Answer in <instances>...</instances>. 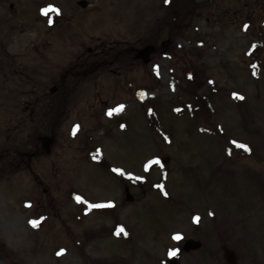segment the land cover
Instances as JSON below:
<instances>
[{
  "label": "rangeland",
  "instance_id": "obj_1",
  "mask_svg": "<svg viewBox=\"0 0 264 264\" xmlns=\"http://www.w3.org/2000/svg\"><path fill=\"white\" fill-rule=\"evenodd\" d=\"M55 1L71 19L56 23L60 71L92 48L95 72L73 87L40 159L48 178L56 165L48 192L62 226L41 229L35 206L28 232L49 186L28 173L0 184V232L17 264H161L176 252L181 264H226L223 246L239 264H264V0H197L176 22L163 0ZM40 28L56 48L52 24ZM24 29L34 42L37 29ZM151 46L148 62L137 57ZM77 197L109 208L89 213ZM189 238L203 247L184 253Z\"/></svg>",
  "mask_w": 264,
  "mask_h": 264
},
{
  "label": "flooded vegetation",
  "instance_id": "obj_2",
  "mask_svg": "<svg viewBox=\"0 0 264 264\" xmlns=\"http://www.w3.org/2000/svg\"><path fill=\"white\" fill-rule=\"evenodd\" d=\"M82 1L77 4L87 9L90 4L84 6ZM49 5H55L60 11L45 15L43 10ZM0 6L6 13L0 12V28L10 29L7 35L0 34V135H6L0 148V184L18 177L21 179L28 173L37 185L49 186L53 184L52 179L58 181V176L52 174L55 173L56 165L48 178L47 167L45 176L40 171V159L49 158L51 154L50 142L55 141L62 119L69 112V97L73 87L78 83L80 86V81H86L95 72V53L92 48L80 51L77 58L72 53L67 57L68 62L61 72L63 63L60 62L56 23L71 20L66 14L65 4L55 0L38 3L33 0H0ZM44 24H52L53 32L50 35L55 41L54 49L45 46L50 42L44 38L45 31L40 28ZM27 25L37 29L34 42L26 36L24 26ZM13 32L16 35H12ZM49 67L59 71L52 83L49 81ZM24 135L26 139H34L27 146L23 141ZM49 188L46 187L44 193L51 195ZM42 197L43 200L39 201V197H36L30 204L28 232L34 229L30 227V221L36 218L32 215L35 206L41 212L38 217L41 229L47 227L53 231L62 226L57 196L52 194ZM106 211L104 208L97 210L100 213ZM4 238L0 232V263L17 264L19 257Z\"/></svg>",
  "mask_w": 264,
  "mask_h": 264
},
{
  "label": "water",
  "instance_id": "obj_3",
  "mask_svg": "<svg viewBox=\"0 0 264 264\" xmlns=\"http://www.w3.org/2000/svg\"><path fill=\"white\" fill-rule=\"evenodd\" d=\"M153 48L149 47L146 48L144 51H141L138 55V57L142 58L145 62H148L149 60V55L153 52ZM201 247V242L197 241H193V240H187L186 241V245L184 246V251H191V250H197L198 248ZM225 251V257L227 259V262H229L230 264H236V254L234 251H229L228 249H224ZM164 264H179V261L176 257H171L169 260H167L166 262H164Z\"/></svg>",
  "mask_w": 264,
  "mask_h": 264
},
{
  "label": "trees",
  "instance_id": "obj_4",
  "mask_svg": "<svg viewBox=\"0 0 264 264\" xmlns=\"http://www.w3.org/2000/svg\"><path fill=\"white\" fill-rule=\"evenodd\" d=\"M194 1L197 0H168L169 3V8L171 9L169 12V19L174 20V22H176V15H178L179 13L182 14V16H185V11L182 12V10L179 9H183V8H187L189 7V4H193L194 5ZM195 6V5H194ZM190 10V9H189ZM187 13V12H186ZM197 102L201 105V101L204 102L203 98H197ZM151 115H149L150 117Z\"/></svg>",
  "mask_w": 264,
  "mask_h": 264
},
{
  "label": "snow or ice",
  "instance_id": "obj_5",
  "mask_svg": "<svg viewBox=\"0 0 264 264\" xmlns=\"http://www.w3.org/2000/svg\"><path fill=\"white\" fill-rule=\"evenodd\" d=\"M43 11H44L45 15H47V14H49V13L52 12V11L59 12L60 9L57 8L55 5H49V6H48L46 9H44ZM120 107L123 108V105H121ZM109 114L111 115V111L109 112ZM233 143L235 144V143H237V142H236V141H233ZM240 146L243 147V148H245V149L248 150V151H251L250 147H249L248 145H246V144H241ZM156 162L158 163L159 161H156ZM117 171H119V169H118ZM77 199L80 200V199H82V198H81V197H77ZM194 219L197 220V221H199L200 218H199V216H196V217H194ZM30 223H32V224L35 225V224L37 223V221L33 220V221H30ZM120 231H123V229L121 228ZM118 234H119V233H118ZM180 238H181V237H180V234H179V233H177V234L174 236V239L179 240ZM62 251H63V250H62ZM173 254H175V253H173Z\"/></svg>",
  "mask_w": 264,
  "mask_h": 264
}]
</instances>
